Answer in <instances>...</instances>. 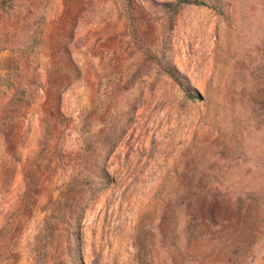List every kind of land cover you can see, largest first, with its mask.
I'll return each instance as SVG.
<instances>
[{
    "label": "rangeland",
    "instance_id": "374dc122",
    "mask_svg": "<svg viewBox=\"0 0 264 264\" xmlns=\"http://www.w3.org/2000/svg\"><path fill=\"white\" fill-rule=\"evenodd\" d=\"M0 264H264V0H0Z\"/></svg>",
    "mask_w": 264,
    "mask_h": 264
}]
</instances>
